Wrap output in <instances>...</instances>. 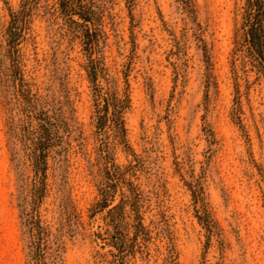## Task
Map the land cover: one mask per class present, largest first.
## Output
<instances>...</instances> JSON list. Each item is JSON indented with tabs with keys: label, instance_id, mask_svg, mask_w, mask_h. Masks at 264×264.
Wrapping results in <instances>:
<instances>
[{
	"label": "rangeland",
	"instance_id": "rangeland-1",
	"mask_svg": "<svg viewBox=\"0 0 264 264\" xmlns=\"http://www.w3.org/2000/svg\"><path fill=\"white\" fill-rule=\"evenodd\" d=\"M87 2L92 47L61 0H0V264H264V73L247 52L254 4ZM26 6L15 70L5 30ZM14 73L61 122L39 226L24 223L35 173L13 128L23 101ZM113 96L125 134L99 127ZM107 171L120 178L100 210ZM118 203L123 252L108 212Z\"/></svg>",
	"mask_w": 264,
	"mask_h": 264
},
{
	"label": "trees",
	"instance_id": "trees-1",
	"mask_svg": "<svg viewBox=\"0 0 264 264\" xmlns=\"http://www.w3.org/2000/svg\"><path fill=\"white\" fill-rule=\"evenodd\" d=\"M87 1L61 0L60 7L71 23L79 27H85L86 47H92L93 42L98 41V33L96 28H93L92 30L88 26V24L95 26L96 18L93 15L94 9L87 5ZM249 1L254 4L255 11L249 15L250 27L247 29V52L253 66L256 67L259 72L264 73V25L262 18L264 14V0ZM27 7L28 6L19 11L10 12L9 24L5 30L7 53L11 56L12 66L15 70L18 68V60L13 54L18 52L17 46L27 28ZM74 16H76V18ZM90 62L91 68H89V76L91 77V80L95 82L98 75V63L97 60L92 57L90 58ZM231 65L232 67L235 66V62ZM233 69L235 68L233 67ZM13 77L15 83L16 80L19 79L16 93L23 99L21 106L18 107V113H20L19 116H13V128L19 129L21 138L25 140L23 150L35 173L30 202L32 205V218L29 219L28 216L25 217L24 223H32L31 225L39 226V220L34 218V209L36 203L41 200L46 190V176L49 168L48 159L51 150L56 145L61 122L57 115L49 114L36 104L34 96H31L26 90L22 82V76H18V74L14 73ZM110 106L113 107L110 112L111 114H109ZM103 111V114H99V127L104 129L109 125L116 129L120 128L122 133L125 134L121 110L116 97L113 96L111 97V100L106 102ZM107 173L109 175L110 184L103 185L100 188L101 197L97 203L100 210H104L112 204L119 183V176L112 174L111 171H107ZM121 204L122 203L113 205L108 211L111 217L110 221L113 225L111 241L119 252H123L125 249L123 241L124 233L121 230L117 216L114 214L119 208H121ZM136 217L138 223H141V216L138 211L136 212ZM199 218L202 219V216H199ZM32 227L33 226H31V229Z\"/></svg>",
	"mask_w": 264,
	"mask_h": 264
}]
</instances>
